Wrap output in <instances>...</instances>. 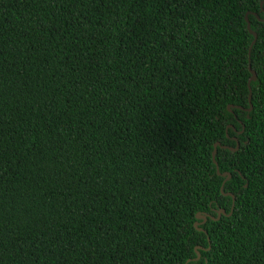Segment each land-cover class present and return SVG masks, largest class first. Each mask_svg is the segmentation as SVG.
I'll return each instance as SVG.
<instances>
[{"label": "trees", "instance_id": "obj_1", "mask_svg": "<svg viewBox=\"0 0 264 264\" xmlns=\"http://www.w3.org/2000/svg\"><path fill=\"white\" fill-rule=\"evenodd\" d=\"M0 264H264V0H0Z\"/></svg>", "mask_w": 264, "mask_h": 264}, {"label": "water", "instance_id": "obj_2", "mask_svg": "<svg viewBox=\"0 0 264 264\" xmlns=\"http://www.w3.org/2000/svg\"><path fill=\"white\" fill-rule=\"evenodd\" d=\"M248 25L250 26V23H248ZM255 37H256V35H255ZM256 40V39H255ZM250 70H251V67H250ZM252 71V70H251ZM255 76H256V73L253 71V76H252V78H250V80H249V82H251L254 78H255ZM251 97H252V92L250 91V94H249V101L251 100ZM229 109H231V106H229ZM218 146H221L222 147V145H220V144H216L215 145V151H214V154L216 153V149H217V147ZM222 148H225V147H222ZM239 149V145L237 146V149L236 150H238ZM227 176H228V178H230L231 177V174H227ZM223 215H226V212H225V210H220L219 211V216H218V220L223 216ZM198 217H201L200 215H198ZM202 218L204 219V221L206 222L207 221V217L206 216H202ZM200 257V256H199Z\"/></svg>", "mask_w": 264, "mask_h": 264}]
</instances>
